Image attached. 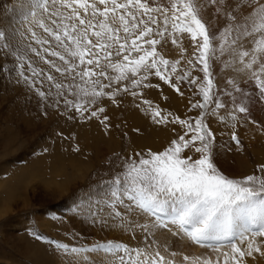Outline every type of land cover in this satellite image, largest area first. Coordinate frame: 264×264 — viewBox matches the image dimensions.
Listing matches in <instances>:
<instances>
[{
  "label": "snow or ice",
  "instance_id": "obj_1",
  "mask_svg": "<svg viewBox=\"0 0 264 264\" xmlns=\"http://www.w3.org/2000/svg\"><path fill=\"white\" fill-rule=\"evenodd\" d=\"M209 6L227 21L218 32H212L204 19L203 13ZM25 20L28 27L19 35L30 33L29 39L39 49L28 43L24 45L27 51H22L12 43L16 33L10 35L0 29V50L16 57L18 75L33 88L35 81L25 75V64L33 77L39 76L41 70L32 66L28 52L51 65L69 80L67 84L54 83L57 94L64 97L65 106L81 117L88 113V119H99L106 111L103 107L90 110L89 105H95L98 98L107 96L115 102L121 91L129 93L130 88L152 87L144 82L153 71L179 93L180 88L172 76L179 72L187 52L182 47V38L187 34L194 51L193 58L186 63L193 69L199 65L203 79L185 70L176 80H187L198 88L202 102L192 107L202 111L194 120L181 119L172 113L162 114L159 106L152 107L151 101H143L155 123L178 124L184 132L163 151L149 150L146 156L137 154L138 159L126 163L124 171L110 182L111 190L106 199L112 208L111 214L121 218L119 226L125 231L140 229L147 234L151 228L168 229L171 224L177 234L182 233L196 245L206 244L217 253L215 257L184 255L181 264H247V257L264 256V164L259 165L260 175L243 178L226 175L214 162L216 135L205 119L210 105H214L211 115L218 116L221 122L230 117L233 128L240 119L237 113H249L246 103L237 104L233 92H226L233 101V110L219 115L227 105L219 98L212 61L226 54L231 59L224 62V67L246 73L264 100V0H167L166 3L158 0H32ZM36 27L47 35H38ZM165 41L180 49V59L169 60L158 51L157 46ZM245 41L252 46L246 47ZM50 57L58 58L63 66L55 64ZM236 64L240 67L235 68ZM109 70L115 75H109ZM47 80L54 81V77L49 74ZM124 81L130 84L121 87ZM226 83L243 94L234 79L229 78ZM37 91L42 98H47V93ZM65 92L75 99H68ZM131 95L138 93L131 91ZM108 119L105 115L100 122L107 127ZM251 123L264 132V123L257 124L255 120ZM231 139L237 146L241 144L235 133ZM79 150L77 146L75 151ZM187 150L198 157L185 155ZM124 197L130 202L127 210L134 206L154 218L151 227L124 219L117 207L125 204ZM241 241L246 243V248L240 246ZM48 243L86 264L93 253L104 255L100 264H177L175 252L169 254L166 248L162 251L153 243H146L143 248L113 240L80 247L56 240ZM223 248L228 250L222 251Z\"/></svg>",
  "mask_w": 264,
  "mask_h": 264
},
{
  "label": "rangeland",
  "instance_id": "obj_2",
  "mask_svg": "<svg viewBox=\"0 0 264 264\" xmlns=\"http://www.w3.org/2000/svg\"><path fill=\"white\" fill-rule=\"evenodd\" d=\"M29 11L30 8L17 1L0 0V29H3L10 35L16 33L12 43L25 52L27 49L24 45L28 43H32L34 47L39 49V46L35 45L34 41L29 39L30 33L25 32L23 37L19 35L20 32H23L25 28L28 27L25 16H27ZM35 31L38 35H47L38 27L35 28ZM52 46L55 47V42H53ZM145 47H147V45H145ZM157 48L158 51L169 60L181 58L180 49L172 45L170 41H165L161 45H158ZM183 48L187 49V47ZM186 56L187 52L182 59L180 70L177 75L185 70L191 71L192 73L195 71L198 72L199 77L203 79V73L198 70L200 66L198 65L196 69H193L186 63ZM28 58L34 68L41 70L39 76L33 77L28 65L25 64V75L29 76L32 81H35V88L31 86V83L25 82L23 78L18 75L19 62L16 60V57L8 54L6 50H0V264H57V254L59 255V253L62 252L57 250L54 245H50L48 243L49 240H56L75 247L89 246L90 243L95 244L108 240L120 241L133 248H143L146 243H153V246L158 244L157 246H160L162 251L166 248L169 254L175 252L177 257L175 256L174 259H176L177 264H181V259L184 255L193 257L192 254H190V248L192 249L193 246L194 248H200L198 250L200 253L198 252L199 254H195V256L215 257L217 253H215L211 247L206 244L195 245L190 239L183 236L182 233L177 234L175 226L171 224H169L168 229L163 228L165 231L162 230V228H151V231L144 235L143 231L140 229H136L135 232L125 231L119 226L121 218L114 217L111 214L112 208L109 206V202L106 199L111 190L110 182L115 176L120 175L124 171L125 165L130 159H138L139 157L137 154L146 156L148 153V151L132 149L130 143L124 140V138H127V127L124 117L125 113L129 110L128 108L131 103L130 97H138L142 101H150V98L146 96L145 99H142L145 93L141 90H143L144 87L141 86L136 89L130 88L129 93L121 91L117 95L115 102L107 96L98 98L95 105H89L90 110L103 107L106 111L100 114L99 119H88V113H85V116L81 117L74 109L66 107L64 104V97L57 94L54 83L63 82L67 84L69 80L60 73H57L51 65L46 64L39 57L35 56V54L28 52ZM50 59L58 66H63V62L58 58L50 57ZM49 74L54 77V81L47 80ZM109 75H115V73L109 70ZM153 75H155L154 71ZM177 82V85L183 92L189 88L194 91V88H196L195 85L190 84L187 80ZM125 83L130 84V81L122 82L121 87H123ZM158 85L160 86V84ZM114 87L115 85H113V88ZM170 87L173 88L172 86ZM145 88L148 90L151 89L150 87ZM37 89L47 93V98H42ZM111 90L113 89H106L105 91ZM131 91H136L138 95L132 96ZM196 93H199V90H197ZM64 95L70 100L75 99L73 96L68 95L67 92H65ZM193 97H195L198 102H202V97L199 94H194ZM140 99L139 101H141ZM57 101H59L58 104ZM159 108L162 110V114H165L164 107ZM197 109L199 108H195V110ZM193 110L194 108H191L189 111L185 112V119L192 118L191 112ZM105 115L109 117L108 121H106L107 127L100 122ZM58 120L60 121L58 122ZM63 120L66 121V123L63 122ZM80 123H82V125H80ZM96 123L99 128L107 134L108 141L111 140L112 145V149L108 150L106 149L108 144H102L103 149H101V153L97 156L95 152H92L93 149L88 147L91 146V144L83 140L74 143V141H72V136L70 137L71 133L76 134V132L79 131L78 129L83 132L86 128L91 139L93 138L95 140L94 135L96 136V133L100 130L96 126ZM82 134L85 135L86 133ZM65 140H71L74 148L80 145L84 146V149L88 147L85 150L84 157L77 160L72 158L65 159L60 162L62 165L54 163L56 157H58V152L63 149L62 142ZM190 155H193V158H195L191 151ZM35 158L36 161L39 158L36 163L34 161ZM213 159L217 167L223 171L215 160V154H213ZM31 164L34 167L30 166ZM39 167H41V170ZM56 167H58V170ZM53 170L55 171L53 172ZM254 174H261L259 172V165L253 166L249 174L228 176L232 178H243L247 175ZM46 180L49 183L53 180L58 184L52 183V185L49 184L50 186H47ZM75 182L77 184L76 187L72 191H69L66 187L69 188ZM86 182L89 183L88 186H86ZM5 186H8L7 188H12L15 193V195L13 193V200L10 201V208H8V201L3 200L6 197ZM62 188L66 191L60 193ZM97 197L101 202H99V200L97 202L94 201V208L92 211L89 210L86 213L88 210V202H93ZM124 199L125 204L117 206L118 210L124 214V219L139 224H148L151 227L150 223H154V218L146 213H142L134 206L131 210H127L130 202L127 201V197H124ZM97 204H99V208ZM6 209H8L10 213L5 212L7 211ZM78 215L82 217L86 216L89 220V226L92 223L90 228L94 231V235L90 237L91 239H87L86 236L78 230ZM109 217L113 218L110 219ZM106 224L108 226H106ZM36 236H42L45 239H37ZM97 238L99 239L97 240ZM106 238L108 239L106 240ZM148 238H150L151 241ZM257 240L259 241L260 238H257ZM190 242H192V244H190ZM224 243L226 244L227 242ZM202 245L205 246L206 249ZM240 246L243 248L247 247L246 243L243 241L240 242ZM227 250V248L222 249V251ZM254 255L253 258H246V260H248L247 264H259V261H263V256L259 254ZM64 256L67 258V264H77L76 257L73 254L68 253L64 254ZM99 258L101 260L105 259L103 255H100Z\"/></svg>",
  "mask_w": 264,
  "mask_h": 264
},
{
  "label": "bare ground",
  "instance_id": "obj_3",
  "mask_svg": "<svg viewBox=\"0 0 264 264\" xmlns=\"http://www.w3.org/2000/svg\"><path fill=\"white\" fill-rule=\"evenodd\" d=\"M14 1L22 3L23 5H25L31 9L32 0H14ZM158 2L166 3L167 0H158ZM203 16H204V19L206 20V22L209 24L212 32H218L227 23L226 19L223 16H217L214 13V10L212 9L211 6H209V8L203 13ZM182 46L187 47L186 61L189 58H193V51H194L193 42L190 40V38L188 37L187 34H185L182 38ZM245 46L250 48L252 45L250 43H248L247 41H245ZM177 54H178V52H177ZM229 59H231V57H229L226 54L225 56H222L219 59L212 61L213 79H214L215 83L217 84V87L220 90L219 98L227 105V107L225 109L220 110L219 115H227L228 112L233 110V101H232L231 97L226 95V92H233V94L237 97V100H236L237 104H239L241 102L246 103L247 107L249 108V113H248V115H245L243 113H237V115L239 116L240 119H239V122H236V126L233 128L232 127L233 122L231 121L230 117H228V119L226 121L221 122L218 119V116L211 115L212 108L214 107V105H210V107L208 109L209 115H207L205 117V119H206V122L209 124L210 128L212 129V131L216 135V141H215L214 149H213V154H215L216 162L218 163V165L222 168V170L227 175H230V176L240 175V176H242V175L249 174V172L251 171L253 166L264 164V132H262L256 125L251 123L252 120H255L257 122V124L264 123V100H262L260 98L259 93H258V89L255 87L254 82L248 79V76L246 73L236 71L232 67H229V68L224 67V62L229 60ZM183 62H184V60H183ZM239 67H240L239 64L235 65V68H239ZM176 76H177V74L173 75V82H175L177 84L178 82L176 81ZM193 76L194 77L199 76V73L194 71ZM229 78H232L237 82L238 86L243 90V94L240 92H235L232 89L231 85H228L226 83V81ZM144 83L152 84V87H150L151 89H149V90L146 89L145 87L143 90H141L145 93V95L143 96L142 99L149 97L150 101L152 102V107H156V106L164 107V110H165L164 113L165 114L168 111L167 113H172L174 116H179L181 119H185V112H187L191 108H193L192 105L196 104L198 102V100L195 97H193L194 94H199V93H196L198 90L197 87L194 88V91L190 90V88L188 87L189 89H187L185 92H183L180 88V92L178 93L177 91H175L174 88H171L168 83H165V81L161 80L159 77H157L156 75H153V74L149 75L148 80L145 81ZM198 83H199V81H198ZM158 84H160V86ZM187 84H189V83H187ZM136 98H138V97H135V98L130 97L131 103H130V106L128 108L129 110L128 109H127L128 111L126 110L127 112L125 113V117H124V121L126 122V127H127V132H126L127 138H124V140L125 141L127 140V142L130 143V146L132 149H134V150L139 149L141 151L151 150L154 152L160 151V150L166 148L167 146H169L170 142L173 139H176L178 137V135L183 134L184 129L178 124H172V123L157 124V123H155L152 119L151 111L149 110L148 105H145L140 98H138V99H136ZM139 99L141 101H139ZM201 111L202 110H200V109L195 110V108H194V110L191 112V117H192L191 119L194 120L196 117H198L200 115ZM74 114H75V112H74ZM59 121L60 120H58V122ZM63 122L66 123V121H64V120H63ZM80 125H82V123H80ZM63 126H65V125H63ZM96 126L99 128L97 123H96ZM79 127H81V126H79ZM99 129H100L99 132L97 131L98 133H96L97 135L96 136L94 135L95 140L93 138L91 139V136L89 133H87L88 131L86 130V128L84 129L83 132H81V130L78 129L79 131H77L76 134L71 133L70 137L72 136V141H74V143H78L80 140H83V141L91 144V146H88V147H91V149H93L92 152L93 153L95 152L96 153L95 155L97 156L101 153V149H103L102 144H108L106 149H108V150L112 149L111 148L112 147L111 140L108 141L107 134L101 128H99ZM82 133H84V134L86 133V134L83 135ZM233 133H235L241 141V144L239 146H237L235 144V142L231 139V136ZM62 139H63V137H62ZM72 141L71 140L70 141L65 140L64 142H62V146H63L62 148L63 149L60 152L56 151V152H58V157H56V160L54 161V163L60 164V162L64 161L65 159H69V158L71 159L72 158L74 160H77V159L84 157L85 152H86L85 150L88 147H86L84 149V146L80 145L79 146L80 150L77 152V151H75V148L73 146ZM57 146H59V145H57ZM109 146H110V148H109ZM190 151L191 150H187L185 155H190ZM194 156L196 158L198 156V154H195ZM38 159L36 161V158H35V160H34L35 163L38 162ZM41 159H44V158H41ZM43 161H45V160H43ZM60 165H62V164H60ZM30 166H32V164ZM32 167H34V166H32ZM40 168L41 167H39V169ZM57 168L58 167H56V169ZM54 171L55 170H53V172ZM49 174H51V173H49ZM55 176H56V174H55ZM52 183H57V182L52 180V182L49 183L46 180L47 186H50L49 184L52 185ZM85 184H86V186H88L89 183L86 182ZM76 185L77 184L75 182L69 188L68 187H66V188L69 191H72L76 187ZM5 187H6V189H5L6 197L3 200L8 201V205H9L8 208H10V206H11L10 201L13 200L14 190L10 187L7 188L8 186H5ZM65 191L62 188V190H60V193L61 192L63 193ZM14 195H15V193H14ZM91 196H92V193H91ZM98 200H99V198L97 197L96 199L93 200V202H91V201L88 202V204H87L88 210L86 211V213L89 210L92 211V209L94 208L93 203L97 202ZM99 202H101V201L99 200ZM97 205L99 208V204H97ZM82 206H83V204H82ZM6 210L7 211H5V212L10 213L8 209H6ZM79 211H80V208H79ZM76 213H77V211H76ZM136 217H137V215H136ZM112 218L113 217H111L110 219H112ZM97 219L99 220L98 217H97ZM147 220H148V218H147ZM100 221H101V219H100ZM102 222H103V220H102ZM77 223H78V225H77L78 230L81 231L82 234H84L87 239H89L92 235H94V231H92V229L90 228L92 223L89 226V220L86 218V216L85 217L79 216ZM47 224H48V222H47ZM150 224L152 225L153 222H151ZM51 225H52V223H51ZM93 226H94V224H93ZM106 226H108V225L106 224ZM159 230H157V231H159ZM162 230H164V229L162 228ZM160 232H162V231H160ZM140 234H142V233H140ZM143 234L145 235V232H143ZM144 235H141V236H144ZM141 238H143V237H141ZM95 239H96V237H95ZM98 239L99 238H97V240ZM107 239L108 238H106V240ZM148 239L150 240V238H148ZM103 240H105V239H103ZM114 240H116V239H114ZM152 240H154V239H152ZM91 244L93 245V243H90L89 246H91ZM165 244H166V242H165ZM190 244H192V242H190ZM157 245H155V246H157ZM203 247L205 248V246H203ZM199 249L200 248H197V247L194 248V246H193L192 249L190 248V254H192L193 257H197V256H195V254L198 255L200 253V251H198ZM180 251H182V250H180ZM207 254L211 255L210 253H207ZM100 255H103V254H95V253L90 254V261L87 262V264H90L93 261L96 262V264H100V262L102 261L99 258ZM202 255H203V253H202ZM213 256H215V255H213ZM57 258H58L57 264H67V262H66L67 258L64 256L63 253H59V255L57 254ZM257 260H258V258H257ZM178 262H179V260H178ZM254 262H255V260H254ZM76 263L77 264H86V262L81 260L79 257H76ZM258 263L264 264V256H263V261H259Z\"/></svg>",
  "mask_w": 264,
  "mask_h": 264
}]
</instances>
